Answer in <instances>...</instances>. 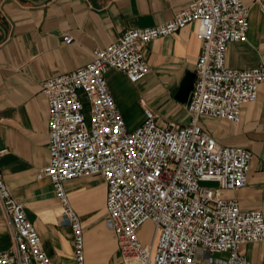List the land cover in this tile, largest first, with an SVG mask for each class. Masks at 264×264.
<instances>
[{
	"label": "built area",
	"instance_id": "obj_1",
	"mask_svg": "<svg viewBox=\"0 0 264 264\" xmlns=\"http://www.w3.org/2000/svg\"><path fill=\"white\" fill-rule=\"evenodd\" d=\"M192 23L202 50L188 105L190 121L161 123L159 112L145 105L143 121L131 129L107 72L115 68L131 82L140 81L150 71L143 46ZM249 27L250 7L243 0H190L169 20L128 29L96 48L90 62L42 82L49 104L50 158L37 178L53 183L74 233L76 264H91L86 226L65 184L92 175L107 184L105 222L120 255L99 264H248L241 245L264 241V212L243 209L223 192L246 185L253 153L220 143L200 117L239 122L243 105L258 98L264 63L250 68L227 64L229 44L247 40ZM65 39L71 42L73 36ZM0 203L11 217L14 237L10 249L0 250V264H55L1 166ZM147 222L154 228L150 241L141 235Z\"/></svg>",
	"mask_w": 264,
	"mask_h": 264
},
{
	"label": "crops",
	"instance_id": "obj_2",
	"mask_svg": "<svg viewBox=\"0 0 264 264\" xmlns=\"http://www.w3.org/2000/svg\"><path fill=\"white\" fill-rule=\"evenodd\" d=\"M250 7L245 41L228 46L227 64L250 68L264 63V0ZM190 0H0V166L12 194L25 204L43 246L55 264H76L74 233L49 177L37 178L49 163V104L42 82L75 70L126 30L169 20ZM197 24L153 39L143 46L149 73L131 82L118 69L107 72L109 87L129 127L144 119V107L159 112L161 123L190 121L189 102L178 97L182 81L195 72L202 50ZM73 40L68 42L65 35ZM202 126L224 145L252 151L246 185L226 190L243 209L264 212V83L255 101L242 107L239 122L201 116ZM74 208L84 222L86 258L91 264L117 256V241L105 222L107 184L98 175L66 181ZM14 245L9 213L0 203V250ZM248 264H264V241L241 245Z\"/></svg>",
	"mask_w": 264,
	"mask_h": 264
},
{
	"label": "water",
	"instance_id": "obj_3",
	"mask_svg": "<svg viewBox=\"0 0 264 264\" xmlns=\"http://www.w3.org/2000/svg\"><path fill=\"white\" fill-rule=\"evenodd\" d=\"M195 80H196V73L195 72H189L186 75V77L182 81L180 91L178 94V97L180 98V100L190 103L191 91L194 88Z\"/></svg>",
	"mask_w": 264,
	"mask_h": 264
},
{
	"label": "rangeland",
	"instance_id": "obj_4",
	"mask_svg": "<svg viewBox=\"0 0 264 264\" xmlns=\"http://www.w3.org/2000/svg\"><path fill=\"white\" fill-rule=\"evenodd\" d=\"M203 184H205V185H211L213 183L212 182H203ZM113 234H114V232H113ZM153 234H154V228H153L151 222L146 223L145 226H144V228L142 229V233H141L142 239L144 241H150L152 239V237H153ZM114 236H115V234H114ZM115 240H116V236H115ZM117 253H118V251H117ZM119 257H120V255L118 253L117 256H116V258H114L111 261L119 260ZM88 263H91V262L88 261Z\"/></svg>",
	"mask_w": 264,
	"mask_h": 264
},
{
	"label": "bare ground",
	"instance_id": "obj_5",
	"mask_svg": "<svg viewBox=\"0 0 264 264\" xmlns=\"http://www.w3.org/2000/svg\"><path fill=\"white\" fill-rule=\"evenodd\" d=\"M148 223V222H147Z\"/></svg>",
	"mask_w": 264,
	"mask_h": 264
}]
</instances>
